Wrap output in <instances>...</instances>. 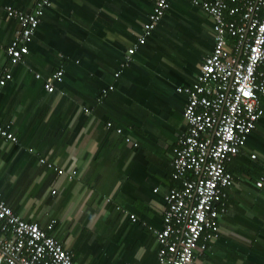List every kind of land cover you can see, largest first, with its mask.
Segmentation results:
<instances>
[{"label": "crops", "instance_id": "crops-1", "mask_svg": "<svg viewBox=\"0 0 264 264\" xmlns=\"http://www.w3.org/2000/svg\"><path fill=\"white\" fill-rule=\"evenodd\" d=\"M51 1L25 64L14 66L5 49L18 24L0 6V77L11 74L0 90V122L17 139L0 138V200L41 228L54 220L51 234L77 264H158L151 229L162 228L164 195L177 186L172 148L184 129L185 97L176 88L194 82L212 50L210 18L191 0H171V11L121 68L152 1ZM34 3L0 0L24 11ZM59 67L63 80L47 93L44 81ZM48 163L76 174L57 175ZM229 169L234 184L219 238L197 262L264 264V186L254 185L264 173V119Z\"/></svg>", "mask_w": 264, "mask_h": 264}, {"label": "built area", "instance_id": "built-area-1", "mask_svg": "<svg viewBox=\"0 0 264 264\" xmlns=\"http://www.w3.org/2000/svg\"><path fill=\"white\" fill-rule=\"evenodd\" d=\"M150 1L152 10L137 42L124 55L121 68L131 63L137 48L170 8V0ZM191 4L210 18L213 48L204 57L194 82L176 88L177 93L185 95L184 129L172 149L171 178L178 185L164 195L162 228L151 229L158 264H198L197 254L219 238L218 219L226 212L228 192L234 184L229 165L245 148L257 121L264 119L260 105L264 96V0H191ZM0 6L6 17L18 24L5 49L7 60L11 66L24 65L28 45L52 1L35 0L29 11L8 4ZM63 74L59 67L45 79L47 93L54 92ZM118 75L115 73V77ZM34 76L40 78L39 74ZM9 80L10 72L4 71L0 90ZM113 89V85L102 89L97 102L101 103ZM115 132L122 134L120 129ZM0 138L16 142L9 123L0 122ZM124 140L136 146L131 137ZM250 157L254 159L255 155ZM46 166L69 179L76 174L74 170L66 173L62 166ZM254 185L259 189L264 186V173ZM131 218L134 220V216ZM54 224L52 220L41 228L36 222L25 221L0 200V264H77L51 234Z\"/></svg>", "mask_w": 264, "mask_h": 264}, {"label": "trees", "instance_id": "trees-1", "mask_svg": "<svg viewBox=\"0 0 264 264\" xmlns=\"http://www.w3.org/2000/svg\"><path fill=\"white\" fill-rule=\"evenodd\" d=\"M170 1H171V0H170ZM172 1H173V0H172ZM8 5H9V4H8ZM151 8H152V6H151ZM170 11H171V10H170V8H169V9L167 10V12L169 13ZM164 17H165V16H164ZM164 17H163V18H164ZM163 18H162V19H163ZM41 19H42V18H41ZM38 26H39V25H38ZM37 28H38V27H37ZM37 28H36V30H37ZM152 31H153V30H152ZM151 33H152V32H151ZM144 44H145V43H144ZM144 44H143V45H144ZM212 48H213V46H212ZM122 62H123V61H122ZM63 70H64V69H63ZM63 75H64V74H63ZM62 80H63V78H62ZM61 82H62V81H61ZM61 82H60V83H61ZM55 84H57V83H55ZM191 84H192V83H191ZM191 84L184 85V86H182V87H186V86H189V85H191ZM179 94H180V95H183V97H185L184 94H181V93H179ZM261 100H262V99H261ZM248 136H249V135H248ZM247 138H248V137H247ZM246 143H247V140H246ZM172 149H173V148H172ZM171 170H172V169H171ZM174 182H175V181H174ZM176 185H178V183H177ZM173 187H174V186H173ZM258 189H259V188H258ZM228 193H229V192H228ZM223 215H224V214H223ZM223 215H222V217H223ZM222 217H221V218H222ZM157 262H158V261H157Z\"/></svg>", "mask_w": 264, "mask_h": 264}, {"label": "clouds", "instance_id": "clouds-1", "mask_svg": "<svg viewBox=\"0 0 264 264\" xmlns=\"http://www.w3.org/2000/svg\"><path fill=\"white\" fill-rule=\"evenodd\" d=\"M221 217H222V216H221ZM221 217H220V218H221ZM220 218H219V219H220ZM219 219H218V226H219ZM219 235H220V228H219ZM217 240H218V239H217Z\"/></svg>", "mask_w": 264, "mask_h": 264}]
</instances>
